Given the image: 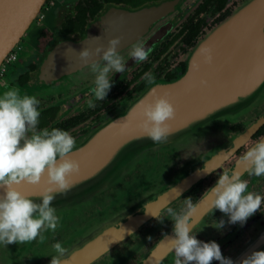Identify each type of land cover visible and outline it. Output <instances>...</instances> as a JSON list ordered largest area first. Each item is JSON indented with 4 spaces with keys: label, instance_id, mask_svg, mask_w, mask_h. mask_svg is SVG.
<instances>
[{
    "label": "flooded vegetation",
    "instance_id": "1",
    "mask_svg": "<svg viewBox=\"0 0 264 264\" xmlns=\"http://www.w3.org/2000/svg\"><path fill=\"white\" fill-rule=\"evenodd\" d=\"M231 2V0H225L220 7V11H231ZM164 3H172L170 11L165 16H162L159 20H157L143 37L133 42L119 54H122L121 56H123V54L128 49H130L133 44L141 41L152 30H154L152 35H150V37L144 41L146 44L145 50L150 49L148 59L141 62L136 61L134 58V64H132L116 79L113 78L116 74V72L113 71L109 76L112 87L103 101L97 100L94 96V93L92 92L95 83H92V81H89V83L85 82L89 75L83 79L81 76L84 74L64 76L51 80L47 83H43L40 80L38 75V66L42 62L43 58L57 41L62 38H67L60 33V28L69 13L70 15L75 16L79 9L82 8L87 11L99 9L100 12L98 13V17L89 23V28L91 23L99 20L100 17L113 6L125 5L130 6L132 10H140L156 7ZM134 4H136V7L133 6ZM218 5V0H46L39 11V13H41L40 21L35 23L38 29H34L28 33L26 31L24 34L26 36L25 48H29V53L27 54L29 60L27 61L25 58L26 55L24 56L21 53L17 54L15 59L6 67L5 71L1 75L0 84L8 82L10 87L17 89L28 88L31 83L38 81L40 87H43V85H51L53 82H59L62 80L71 79L70 77H73L72 81L70 80L67 83L55 87L58 92L56 94L57 97H59V95L62 96L60 101L58 100L53 103H47L41 107H39V105L37 106L40 112L37 130H49L54 125H58V129L68 131L76 140L80 139L88 134L90 129L95 124H97L98 121H100L102 116V119L106 118L108 116L106 113L112 115L121 107H123V103L118 105V102L115 100L118 96L126 92L127 98H131L133 94L140 93L145 90L148 83L140 91H135L133 86L140 82L144 74L150 69H156L153 67L155 62L152 64L151 68L144 72L136 82L127 86L126 88L123 87L127 85V83L133 79L134 75L140 72V70L148 62H151L155 58L157 61L161 59L172 60L173 58L177 57L179 53H185L180 52V50L177 53L174 52V50H176L175 48L177 47V41L167 51L162 52L161 54H158V50L161 48L163 43H166L169 39L175 36L180 27H182L183 23L188 18L196 13H200L199 18L203 17L205 20L203 32L197 38L195 43L196 45L198 40L203 35L205 29L211 28L214 25L218 27L231 14L230 13L224 19L217 22L216 20L218 13L216 12L213 15L209 13L214 11ZM192 47L188 49H191ZM131 59L132 57L128 55L124 59V63L126 64ZM14 65H19V70L16 72L12 71ZM158 65L159 64L157 63V67ZM186 68L187 67L185 63L184 71ZM168 71L173 73L170 70H167L166 72ZM184 71L181 67L180 73L182 74ZM166 72L164 73V77ZM88 74L96 75L93 71L89 72ZM129 74L130 77H127ZM33 76L34 78L31 80V77ZM165 81H167L166 78ZM260 91L256 94L258 95L257 97L255 95L250 100L242 104L236 115L229 120L219 121L220 119H216L217 121L215 120L211 122V124L209 123L206 125H210V128H205L203 126L199 133L192 131L189 135L194 133V135H196L194 138H188L189 135H187L176 144H167L169 145L167 147L168 149L174 148L175 151H178L182 159L181 162L184 166L188 161H195L193 166L191 165L192 167H183V172L175 184L181 179L189 176L196 169L200 168L206 161L223 150V148L232 143L236 138H238L247 130L251 129L253 125L260 118H262V116H264V90L261 93ZM4 92L6 91H0V96H2ZM62 92L68 93L62 94ZM90 101L94 107L90 105ZM128 101L130 100H127V102ZM53 112H56V114L52 116ZM251 119L253 121H250ZM42 123H45L46 125L40 127L39 125ZM203 128L205 129L202 130ZM29 135H31V133H29ZM261 139H264V122L257 128L256 131L246 137L234 150H232V152L227 154L221 163L215 165V167H213L203 179H201L188 191L184 192L182 195L173 200L166 207L158 211L157 214L149 218L134 231L139 230L148 221L156 217L179 198L193 196L195 199H197L196 204L205 202V200L208 201L207 199L201 200L205 193V191H203L204 182L212 176L215 181L211 184L212 186H210L213 187L218 181L219 175H221L224 171H228L229 173L234 170L240 171L241 179L247 180L249 182L248 190L264 196V176L257 177L255 175H249L247 171L249 166L241 159L246 151L253 147ZM204 146L207 147L202 148ZM173 185L169 186L167 189ZM86 204L87 202L74 207L72 204H70L65 210H62L61 208L55 207L51 204V206L57 210L56 214L59 217V225L57 229L55 231L47 230L43 232V235L45 236L43 242L37 238L32 242L19 244L18 247L15 243L5 245L2 250H0V264H51L49 263L51 262V258L59 255L58 253L53 252L54 245L57 242L64 244V237L68 234L63 233V230L70 229L74 223H76L74 216L78 215L79 213H83ZM145 204L143 203L135 209L137 210ZM229 219V216L222 213L220 210L214 209L212 206L205 207L204 210L200 214L197 213L196 217L191 221L192 232L195 231L192 233V235H196V238L202 242H217L221 247L224 257L231 258L234 261V264H241L243 259L247 258L255 251H264V203L261 205V211L258 210L253 216L249 217L246 223L243 225L239 222L232 224L229 222ZM221 220L225 222L224 226L222 228H217V223H219ZM59 232L62 235H60ZM124 238H122L120 241H122ZM72 242H70L68 244L69 246L66 247L67 250L70 249V246L73 247L74 244ZM113 247L111 249H113ZM68 252L69 251H67V253ZM106 252H103L100 257ZM174 260L175 253L172 248L156 264H174ZM95 261L88 264L94 263ZM212 264H220V261L214 260Z\"/></svg>",
    "mask_w": 264,
    "mask_h": 264
},
{
    "label": "water",
    "instance_id": "2",
    "mask_svg": "<svg viewBox=\"0 0 264 264\" xmlns=\"http://www.w3.org/2000/svg\"><path fill=\"white\" fill-rule=\"evenodd\" d=\"M45 1L46 0H0V63L28 30ZM171 5L172 3H164L156 7L140 10H132L130 6L125 5L111 7L100 17L99 20L90 24L87 32L83 36L62 38L52 46L38 66L40 80L43 83H47L64 76L79 75L89 68L92 70L91 65L94 62H99L101 66H103L104 62L101 60L103 53L97 55L96 49L103 48L104 50H107L109 47V41L113 38L119 37L121 39V45L118 46L117 51L120 54L133 42L143 37L157 20L162 16H165L170 11ZM232 29H234L233 32H229V30ZM95 37H99V39H96ZM223 43H226V45L224 44L225 46L220 47L219 45ZM213 46L220 47L218 53H216L215 59L218 60V62L223 60L227 63L230 70V76L228 77L230 82L224 89L218 87L212 96L201 99L200 104L196 106V112L192 114L189 113L190 111L187 112L188 117L183 120L181 125L171 129V135L167 140L168 143L177 140L180 141L192 131H196L197 128H202L210 123L213 120L212 118L225 110H235L239 108L262 89L264 86V0H248L243 6L236 9L195 47L193 53L189 57L187 68L180 77L170 82L156 85H159L162 89H166L175 88L176 86L178 87L186 83H193L195 80H190H193L194 78L196 79V76L200 71L199 66L196 64L201 57L199 55V50L202 47L211 48ZM85 50L89 52L87 58H83L81 55ZM243 51H247L248 55L244 58H240V53ZM236 56L239 59L240 67L247 65L248 67H252V70L246 72L247 74L250 72V74L248 79L245 80L243 86L237 89H232L230 86H234L233 80L241 75L236 74L233 76V73L235 72L234 67L233 65H230V63L233 62V58ZM134 61V58H132L125 64V71L134 64ZM213 63L214 62L205 64H207V68H214V75L218 68H216L217 64L213 66ZM123 73H116L113 78L116 79ZM224 74L228 75L227 72ZM206 76L210 77L208 74ZM205 80H210V78ZM156 85L149 88L140 101L133 106L128 113L114 117L104 123L97 130L93 131L82 145H80L79 148L77 147L78 149L75 148L73 151L82 148L84 150L85 148L94 145L105 130L110 128V125H121L130 122L134 117L140 115L133 123L129 124L118 133V135L121 136L110 146L111 148L109 147V153L112 149L122 144L124 139H128L133 134L137 135L135 133L139 130L138 127L141 126L143 120L142 107H138V105L141 104V101L149 103V96H151L149 92L152 88L156 87ZM197 86L198 85L196 84L194 88L197 89ZM211 86L210 83L203 85L206 92L210 91ZM156 93L157 96H166L170 100L169 92H163L157 87ZM154 99L155 97L151 96L150 102ZM236 103L239 104L229 107ZM192 111H194V109H192ZM123 116L128 117L127 120L121 121ZM117 118L120 119L114 121ZM193 120H196V125L191 131L175 136V129H178V127L179 129L186 127L191 124L189 122ZM263 122L264 116H262V118H260L251 129L236 138L232 143L206 161L189 176L181 179L175 185L157 195L154 199L148 201L141 208L128 214L118 222L106 227L75 249L70 250L61 258V264H88L98 259L103 252L110 250L122 238L138 229L145 221L157 214L158 211L197 184L213 167H215V165L221 163L227 154L232 152V150H234L246 137L256 131ZM152 143L153 142L150 141L149 144L142 148L148 147ZM142 148L130 152L125 158H123L115 167L114 173L109 178L102 181V183L116 176L131 158L142 150ZM104 160L105 159L100 162L98 160L85 169V171H82L89 172L85 173L86 175L83 178L80 180L77 179L78 181L76 180L77 182H75L79 185V183L85 178H88L91 174L98 171L99 169L96 168H99ZM100 184L82 194L80 193L81 195H75V197L78 196L76 198L72 197L74 196L72 195L69 197L54 199L52 205L64 210L63 203L69 201L73 207L77 206L83 201L82 198L85 197L88 192L97 186H100ZM41 201L42 200H39V202ZM210 203V200L205 201L204 203H199V207L193 214L191 221L196 217L197 213L200 214L205 207L211 206ZM173 237L174 231L172 229L140 264H156L160 261V259H162L166 253L173 248L171 242V238Z\"/></svg>",
    "mask_w": 264,
    "mask_h": 264
},
{
    "label": "clouds",
    "instance_id": "3",
    "mask_svg": "<svg viewBox=\"0 0 264 264\" xmlns=\"http://www.w3.org/2000/svg\"><path fill=\"white\" fill-rule=\"evenodd\" d=\"M120 45L121 39L116 37L109 41L107 50L96 49L97 55L103 53L101 60L104 62L103 66L99 62L91 65L96 73L92 92L97 100L103 101L112 87L109 73L113 70L123 73L126 69L123 57L117 51ZM149 52L150 49L145 50L139 44L133 47L130 56L142 62L148 59ZM81 55L87 58L89 52L85 50ZM199 55L206 63L213 60L208 47H202ZM142 79L155 84L151 72H146ZM157 87L159 85L151 90L150 95L155 97L152 102L141 101L138 105L142 107L144 136L154 144L167 142L171 135L168 122L176 118V107L166 96H157ZM38 104L35 96H21L15 88L0 96V244H22L37 238L43 242V232L55 231L59 225L57 210L51 206L53 200L57 195H66L72 190L71 177L80 171V162L71 158L76 139L68 131L58 128L37 130ZM90 105L94 107L91 101ZM127 118L123 116L121 121ZM241 159L249 166V175L264 176V139L247 150ZM42 182L46 187L37 196L21 190L24 185L39 186ZM248 188L249 182L241 179L240 171H224L201 200L210 199L211 206L228 215L230 223L243 225L258 210L261 211L264 203V196ZM37 199L42 203L35 202ZM198 207L199 204H193L192 197H188L186 210L176 212L172 208L167 209L173 221L174 264H212L214 260L220 264H234L231 258L224 257L217 242H202L191 234V218ZM224 223L221 220L217 228H222ZM54 250L59 255L51 258V264H61V258L68 250L59 242L54 245ZM241 264H264V251L253 252Z\"/></svg>",
    "mask_w": 264,
    "mask_h": 264
},
{
    "label": "rangeland",
    "instance_id": "4",
    "mask_svg": "<svg viewBox=\"0 0 264 264\" xmlns=\"http://www.w3.org/2000/svg\"><path fill=\"white\" fill-rule=\"evenodd\" d=\"M231 14L241 6H243L248 0H231ZM41 13L38 12L34 22L30 25L27 30V33L38 29L35 25L36 22L40 21ZM217 26L214 25L211 28L205 29L203 35L198 40L197 44L193 46L191 49H188L185 53H179L177 57L173 58L169 61L168 65L165 66L163 70L157 68V63L155 62L154 66L156 69H150L148 72H151L155 77V84H148L144 91L140 93H135L131 98H127L126 92L122 93L115 100L118 102V105L123 103V107H121L114 114L108 115L106 118L102 119L95 124L87 135L76 140L75 148L82 145V143L93 133V131L97 130L104 123L108 122L110 119L128 113L130 109L135 106L140 99L143 97L144 93L151 88L152 86L160 83H167L170 81H165L164 73L167 70L172 71L175 75V79L180 77L182 74L180 73V62L186 63L189 59L190 55L193 53L195 47L204 39L214 28ZM154 30H152L144 39L133 44L130 49H128L123 54V60L130 55L133 47L139 44H142L145 47L144 41L152 35ZM26 36H22L15 46L11 49L14 51L15 55L23 54L26 55L27 61L29 53V48H25ZM122 55V54H121ZM26 63V62H25ZM84 70L82 75V79L88 76V79L85 80L86 83L89 81H95L96 75L88 74L92 70ZM19 70V65H14V72ZM114 71V70H113ZM112 71V72H113ZM109 73V76L112 74ZM86 74V75H85ZM96 74V73H95ZM130 77V74L127 76ZM34 78L31 77V80ZM71 79L62 80L59 82H53L51 85H43L40 87L39 82L35 81L30 84L28 88H17L20 95H28L35 96L39 101V107L46 105L47 103H53L56 101H60L62 96L59 95L57 97L56 86L67 83L68 81H72ZM11 79V78H10ZM9 89H13L10 87L9 83L0 84V91H8ZM16 89V88H15ZM264 90V86L262 87L260 93ZM68 93V92H62ZM258 95H256L257 97ZM127 100H130L127 102ZM240 108V107H239ZM239 108L235 110H225L221 112L216 117L212 118L213 121L216 119H220L219 121L229 120L233 116L236 115ZM88 109V108H87ZM217 121V120H216ZM250 121H253L252 119ZM210 122V124H211ZM207 124V123H206ZM209 124V123H208ZM208 126H204L209 127ZM212 126V125H211ZM214 127V125H213ZM54 128H58V125H54L49 131ZM203 128L202 130H204ZM210 128V127H209ZM207 128V129H209ZM201 128L196 129V133L200 132ZM206 129V130H207ZM208 132V131H206ZM195 133V134H196ZM206 135V133H205ZM204 135V136H205ZM208 135V134H207ZM196 135L191 134L188 138H194ZM178 142H164L160 144L152 143L150 146L142 148L139 153H136L133 158L126 164V166L112 179L107 180L97 186L90 192L86 194L85 197L82 198L83 202L80 204H84L87 202L84 212L79 213L74 216V220L76 223L70 228L63 230V233H67L64 237L65 242L62 244L63 247H68L69 243L72 242L73 247L70 246V250L75 249L83 242L89 240L97 233L101 232L106 227L118 222L128 214L135 211L138 206L143 203H147L152 198H155L159 193L167 189L169 186L175 184L178 181L181 173L183 172V167L193 166L195 161H188L184 166L181 162V156L178 151H175L174 148L168 149L167 147ZM204 146L202 148H206ZM74 148V149H75ZM178 153V154H177ZM183 165V166H182ZM191 166V167H192ZM197 168V167H196ZM214 175V174H213ZM215 181L214 178L209 177L207 181L204 182L203 191H207L211 188V184ZM211 185V186H210ZM74 198L78 197L75 195L72 196ZM191 197V196H189ZM188 198V197H187ZM187 198H179L175 202H173L170 206H168L164 211L158 214L156 217L148 221L144 226H142L139 230L134 231L127 235L122 241H120L113 249L104 253L97 261L91 264H140L156 247L157 245L166 237L165 233L168 234L169 231L173 229V221L171 217L167 213L168 208H172L176 212H180L182 209L186 210V199ZM81 200V199H80ZM79 200V201H80ZM81 200V201H82ZM193 204H196V200L192 196ZM38 203H42L38 202ZM70 205L69 201L63 203L64 210L68 208ZM63 217V216H62ZM159 220H158V219ZM162 220V222L160 221ZM193 231L192 233H194ZM191 233V234H192ZM60 235H62L59 232ZM152 239L149 240L148 238ZM20 243L16 244L18 247ZM5 246V244H0V250ZM72 247V248H71ZM55 252V250L53 251ZM1 254V253H0ZM48 263V262H46ZM51 263V262H49Z\"/></svg>",
    "mask_w": 264,
    "mask_h": 264
},
{
    "label": "bare ground",
    "instance_id": "5",
    "mask_svg": "<svg viewBox=\"0 0 264 264\" xmlns=\"http://www.w3.org/2000/svg\"><path fill=\"white\" fill-rule=\"evenodd\" d=\"M233 30L234 29L229 30V32H233ZM224 44L226 45V43H223V44H220L219 46L223 47L225 46ZM219 46L218 47L213 46L210 48L212 52V56H213V60H212V62H214L213 66L217 64L216 68H218L217 72L214 73V75H213L214 68H207V64H205L206 62L204 61L203 56H201L199 61L196 63L199 66L200 71L198 72L196 79L194 78L193 80H190V81L195 80L193 83L191 84L186 83L178 87L176 86L177 88L175 87V88L162 89L161 87H158V89L162 90L163 92H166V93L169 92L170 101L176 107V118L168 122L170 129L181 125L183 120L188 117L187 112L190 111L189 112L190 114L196 112V106L200 104L201 99H205V98L212 96L218 87H222L224 89L229 84L230 80L228 77L230 76L229 75L230 70L228 68L227 63L223 60L218 62V60L215 59L216 53H218V50L220 48ZM247 55H248V52L243 51L240 53V58H244ZM239 63L240 62L237 56L234 57L233 62L230 63V65H233L234 71H235L233 73V76L236 74H241L236 79L233 80L234 86H230V88L232 89H237L243 86L245 84V80L248 79L249 74H250V72L248 74L246 72L249 70H252V67H248L247 65H243L242 67H240ZM225 72H227L228 75H225L224 74ZM207 74L210 75V77L209 76L207 77L206 76ZM207 78H210V80L206 81L205 79ZM209 83L212 86H211L210 91L206 92L205 87H203V85H207ZM196 84L198 85L197 89L194 88ZM151 90L149 94L151 93ZM151 96H149V103H150ZM238 104L239 103H236L235 105L232 104L229 107L236 106ZM192 109H194V111H192ZM139 116L140 115H137L130 122L108 128L107 130H105L102 136L99 137L98 141L94 145L89 146L85 148L84 150L82 148L80 150L73 151V153L71 154V158L80 162V171L71 177V181L74 187L66 195L61 194L59 196H56L55 199H58L60 197H69V196L77 195L80 193L82 194L86 192L87 190L93 188L94 186L102 183V181L109 178L114 173L115 167L130 152L136 149L142 148L146 146L147 144H149L151 140L144 136L143 129L141 126H139L138 127L139 130L137 131V133H135L137 135L133 134L128 139L127 138L124 139L123 140L124 142L123 141H122L123 143L121 142L122 144L112 149L111 152L109 153V149L111 148L110 146L113 145L121 136V135H118V133H120V131L123 130L126 126L133 123ZM120 118H117L114 121L119 120ZM189 123L191 124L187 125L186 127H183L180 129L178 127V129H175V132H174L175 136L181 135L187 131H191L196 125V120H193ZM103 159L105 160L102 163V165L99 168L98 167L96 168V169H99L98 171L91 174L89 176L90 178L89 177L85 178L86 180L84 179L82 182H80L81 184L79 183L78 185L76 183L78 181L77 179L80 180L86 175L85 173L89 172V171L88 172H82V171H85V169L93 165L98 160L100 162ZM45 187H46V183L42 182V184L39 186L24 185L21 187V190L27 194L30 193L29 195L37 196L40 192L44 190ZM35 202H39V200L37 199Z\"/></svg>",
    "mask_w": 264,
    "mask_h": 264
},
{
    "label": "trees",
    "instance_id": "6",
    "mask_svg": "<svg viewBox=\"0 0 264 264\" xmlns=\"http://www.w3.org/2000/svg\"><path fill=\"white\" fill-rule=\"evenodd\" d=\"M219 5L216 7L214 11H211L209 14L213 15L214 13H218L217 15V22L224 19L226 16H228L231 11H220V7L223 4L225 0H218ZM136 7V4L133 5ZM99 9L94 10H85V9H79V11L76 13L75 16L69 15L65 18L63 21L60 33L66 37H81L85 34L86 30L88 29V25L91 21L95 20L98 17ZM200 13H196L192 15L190 18H188L180 27L179 31L173 36L171 39H169L166 43H163L161 48L158 50L161 54L162 52L167 51L176 41V50H174L175 53H177L179 50L180 52H186V50L192 46L195 45L197 38L201 35L203 32V28L205 26V20L202 18H199ZM170 59H161L158 62V69L162 70L168 63ZM157 59H153L151 62H148L141 70L140 72L136 73L131 81L127 83L123 88H126L127 86L133 84L136 82L140 76L144 72H146L149 68H151L152 64L156 62ZM182 70L185 69V63L181 62ZM165 78L167 81L172 80L175 78V75L171 72H166ZM147 84V81L142 79L140 82L136 83L133 88L135 91L142 90ZM56 112L52 113V116L55 115ZM45 123H42L39 125L40 127L45 126Z\"/></svg>",
    "mask_w": 264,
    "mask_h": 264
},
{
    "label": "built area",
    "instance_id": "7",
    "mask_svg": "<svg viewBox=\"0 0 264 264\" xmlns=\"http://www.w3.org/2000/svg\"><path fill=\"white\" fill-rule=\"evenodd\" d=\"M52 1V0H50ZM15 53L13 50H10L8 54L3 58L2 62L0 63V77L5 71L6 67L15 59Z\"/></svg>",
    "mask_w": 264,
    "mask_h": 264
}]
</instances>
